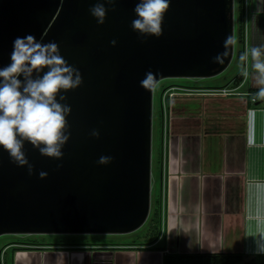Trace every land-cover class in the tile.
Segmentation results:
<instances>
[{"label":"water","instance_id":"1","mask_svg":"<svg viewBox=\"0 0 264 264\" xmlns=\"http://www.w3.org/2000/svg\"><path fill=\"white\" fill-rule=\"evenodd\" d=\"M95 2L0 0V66L10 62L12 40L31 33L55 40L83 77L66 92L71 135L61 158L25 141L30 175L0 147V235L125 233L141 226L151 202L155 84L212 76L232 59L234 42L226 45L225 38H234V0H169L161 35L146 38L131 28L137 0H115L102 24L89 12ZM149 70L154 84L144 87ZM93 128L99 136L90 135ZM101 155L113 159L100 164Z\"/></svg>","mask_w":264,"mask_h":264},{"label":"crops","instance_id":"2","mask_svg":"<svg viewBox=\"0 0 264 264\" xmlns=\"http://www.w3.org/2000/svg\"><path fill=\"white\" fill-rule=\"evenodd\" d=\"M240 18L242 53L264 44V0H244ZM181 86L187 90L162 100L161 244H12L20 247L8 256L9 264H163L165 252H242L248 258L264 253L256 251L264 235V96L251 101L259 88L242 73L239 81L217 87Z\"/></svg>","mask_w":264,"mask_h":264},{"label":"clouds","instance_id":"3","mask_svg":"<svg viewBox=\"0 0 264 264\" xmlns=\"http://www.w3.org/2000/svg\"><path fill=\"white\" fill-rule=\"evenodd\" d=\"M168 4L169 0H137L131 21L133 31L141 38L160 36ZM114 7L115 0H96L89 12L97 24H102L107 11ZM233 42L234 38H225L226 45ZM110 43L115 44V39ZM220 58L218 53L214 59ZM9 61L0 66V147L14 163L26 165L31 175L33 165L25 154V141L41 155L56 159L64 155L63 146L71 135L67 121L71 105L66 102V92L81 85L83 77L79 68L66 61L55 40L43 42L31 33L12 40ZM240 61L241 73L245 77L250 75L259 88L258 95L264 96V44L246 49L240 54ZM140 84L151 87L154 74L146 71ZM90 135L99 136V130L93 128ZM112 159L110 155H101L97 162L107 164ZM46 175V171H39L41 178ZM256 245V251L264 252V235H260Z\"/></svg>","mask_w":264,"mask_h":264},{"label":"rangeland","instance_id":"4","mask_svg":"<svg viewBox=\"0 0 264 264\" xmlns=\"http://www.w3.org/2000/svg\"><path fill=\"white\" fill-rule=\"evenodd\" d=\"M239 10L238 0H234V53L229 64L219 73L207 77H165L160 79L153 89V106H152V163H151V202L150 211L145 222L137 229L125 233H19L10 232L0 235V264H3L4 251H10L12 244H32L42 241H81L85 239L93 241H139L142 245L161 244L162 230L155 234L156 222L152 219L154 210L155 195L161 191L160 169L163 166L164 148L163 125L161 113L163 115L162 89L170 85H208L212 87L229 84L233 78L241 71L243 64L237 55L239 49L238 28ZM164 123V122H163ZM162 157V159H161ZM155 237V238H154ZM11 242H16L12 243ZM27 242V243H26ZM5 257V254H4Z\"/></svg>","mask_w":264,"mask_h":264},{"label":"trees","instance_id":"5","mask_svg":"<svg viewBox=\"0 0 264 264\" xmlns=\"http://www.w3.org/2000/svg\"><path fill=\"white\" fill-rule=\"evenodd\" d=\"M243 2L244 0H238L239 14H241L243 11ZM243 30H244V24L240 18L237 28V34H238L237 36H238V40L240 41H243V36H244ZM241 53H242V49H239L237 51V55L240 57ZM240 75L241 73L237 74L234 77L235 82L240 80ZM171 86H174V84L168 87ZM168 87H164L163 90ZM251 93L254 94L255 91ZM161 118L163 119L162 113H161ZM162 125H163V121H162ZM160 178L162 179V168L160 169ZM162 210H163L162 194L160 191L158 194L155 195L154 210L152 212V219H154V221L156 222L155 231H154L155 234H159L158 232L161 230L162 227V217H163ZM12 243H16V242H11V244ZM18 247L20 246H12L10 251L7 250L4 251L3 264H9L8 256L9 255L11 256L13 251ZM164 248L165 246H163L162 249ZM163 264H264V253H259L248 258L242 252H209V253L165 252L163 256Z\"/></svg>","mask_w":264,"mask_h":264},{"label":"built area","instance_id":"6","mask_svg":"<svg viewBox=\"0 0 264 264\" xmlns=\"http://www.w3.org/2000/svg\"><path fill=\"white\" fill-rule=\"evenodd\" d=\"M185 90H187V88L183 87V86H179V85H174V86H171V87H168L164 90L163 92V96H162V100H163V103H164V100L167 97H171L173 96L174 94L176 93H181V92H184ZM218 92L220 93H231L232 90L230 89H227V88H220L218 90ZM259 92V91H258ZM258 92H255L254 94L251 95V101L252 102H255L258 100L259 96L261 95H258ZM250 93V92H249Z\"/></svg>","mask_w":264,"mask_h":264}]
</instances>
